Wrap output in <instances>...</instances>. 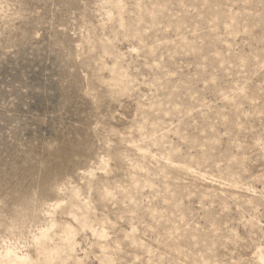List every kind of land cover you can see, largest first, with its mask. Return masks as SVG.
<instances>
[{
  "label": "rangeland",
  "instance_id": "374dc122",
  "mask_svg": "<svg viewBox=\"0 0 264 264\" xmlns=\"http://www.w3.org/2000/svg\"><path fill=\"white\" fill-rule=\"evenodd\" d=\"M8 250L264 264V0H0Z\"/></svg>",
  "mask_w": 264,
  "mask_h": 264
},
{
  "label": "bare ground",
  "instance_id": "6f19581e",
  "mask_svg": "<svg viewBox=\"0 0 264 264\" xmlns=\"http://www.w3.org/2000/svg\"><path fill=\"white\" fill-rule=\"evenodd\" d=\"M49 240L48 231H43L37 238L39 247L47 249V242ZM47 257H52V253L47 254ZM0 264H33L29 256H19L12 250H8L2 257H0Z\"/></svg>",
  "mask_w": 264,
  "mask_h": 264
}]
</instances>
